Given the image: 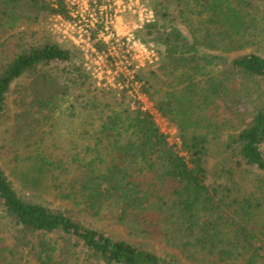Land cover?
Wrapping results in <instances>:
<instances>
[{
    "label": "trees",
    "instance_id": "obj_1",
    "mask_svg": "<svg viewBox=\"0 0 264 264\" xmlns=\"http://www.w3.org/2000/svg\"><path fill=\"white\" fill-rule=\"evenodd\" d=\"M142 1L160 59L138 79L178 142L126 93L99 91L73 46L26 39L68 17L65 0H0V121L18 79L28 180L68 201L21 194L0 165V220L17 246L0 247V264H179L150 240L203 264H264V0ZM60 109L78 125L67 150L46 142Z\"/></svg>",
    "mask_w": 264,
    "mask_h": 264
},
{
    "label": "built area",
    "instance_id": "obj_2",
    "mask_svg": "<svg viewBox=\"0 0 264 264\" xmlns=\"http://www.w3.org/2000/svg\"><path fill=\"white\" fill-rule=\"evenodd\" d=\"M68 17L53 14L50 28L58 30L83 53L86 66H97L104 75L105 87L126 89L132 109L139 108L155 120L160 114L136 79L137 69L157 59L155 47L137 35L139 29L155 22L151 7L139 0H65ZM135 15L133 22H123L124 13ZM98 45L100 46L98 48Z\"/></svg>",
    "mask_w": 264,
    "mask_h": 264
},
{
    "label": "rangeland",
    "instance_id": "obj_3",
    "mask_svg": "<svg viewBox=\"0 0 264 264\" xmlns=\"http://www.w3.org/2000/svg\"><path fill=\"white\" fill-rule=\"evenodd\" d=\"M140 2L146 4L144 1L139 0ZM147 5V4H146ZM149 6V5H147ZM151 7V6H149ZM152 9V7H151ZM153 10V9H152ZM154 12V10H153ZM155 15V12H154ZM52 15H49L47 18L43 19L42 21L38 22L37 24H33L32 26L26 28L27 37L26 39L29 41L34 42H42L45 38H48L51 41L57 42L61 44L64 47H74L77 49L81 55V59H79L82 62L84 71L90 76V81L95 85L96 88H98L101 92H108L111 90L124 92L128 95V101L131 102V99L129 97V94L127 93L126 89H116L113 87H105L102 84V78H104V75H98V69L97 66L91 64L90 68H87L86 59L83 53L80 51V49L71 41L63 37L59 33L58 30L63 28H55V32L50 28L49 22L51 20ZM156 18V16H155ZM135 19V15L132 13H124L122 16V21L127 22H133ZM156 20V19H155ZM137 35L140 37L141 40L145 41L146 43H152L155 47L157 59L154 60L152 63L147 64L144 67H141L137 69L135 72L136 79L140 81L141 85L143 86V82L138 79L139 74L144 69H147L149 67H153L160 59V55L158 53V48L156 42L151 40V35L147 33V26H145L142 30L139 29L137 32ZM262 42H264V36H261ZM100 46L98 45V48ZM237 53H234L233 55H236ZM55 71V69H54ZM20 83H24V81H19ZM12 90L9 94L8 101H7V113L5 117L0 121V165L2 166L3 170L7 173L9 178L14 183V186L16 189L23 195H26L34 200H37L43 204L51 205L58 208H63L64 205L62 202H64L66 205L68 204L67 200L62 201L61 199H58L56 195L54 194L53 190L49 189V187L45 186V179L43 178V182L39 184H32L31 180H28L29 177L33 174V168L32 165L29 163L23 162L30 156V153L26 150L27 146L23 143L21 135L18 136V79L14 84H12ZM141 90L144 92V90L141 87ZM145 93V92H144ZM148 96V95H147ZM149 98V97H148ZM67 101L63 102L62 109H66L67 105L69 104L68 100L71 99L69 96L65 98ZM152 101V100H151ZM154 104V102L152 101ZM61 109L53 112L52 120L55 119L54 122V129L52 135L48 138L46 141L49 145L53 142V138H56L57 142L56 144L66 147V150L69 147V143L66 141H69V135L72 133V129H78L75 124L71 123V120L66 118L67 113H61ZM17 115V116H16ZM52 120L48 125H45L43 129L46 130V128L50 127L52 128L53 122ZM157 124L161 128V130L168 135V139L171 142H178L176 138V130L174 126H172L165 118H163L160 115V118L156 120ZM56 129V132H55ZM47 131V130H46ZM52 132V131H50ZM49 133V132H48ZM100 224V223H99ZM108 230H111V232L115 233H124V229L119 226H112L110 225L107 227ZM12 231L8 230L7 227L2 225V221L0 220V247L8 246L10 248H16V242L11 239ZM150 245L157 250L159 253L168 256L169 258H172L179 264H203V261H200L199 258L196 259H190L188 256V253H191L189 251H182V250H176L171 249L169 247H166L162 245L157 240H150ZM78 253L79 250H76ZM188 252V253H187ZM62 256L65 258V252L62 251ZM196 255V253H195ZM199 257V255H196ZM78 257L80 260V263L82 261L81 252L78 253Z\"/></svg>",
    "mask_w": 264,
    "mask_h": 264
}]
</instances>
